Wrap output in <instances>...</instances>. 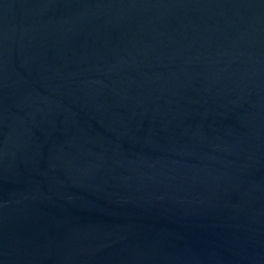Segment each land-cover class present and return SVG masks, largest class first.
I'll return each instance as SVG.
<instances>
[{
  "label": "water",
  "instance_id": "1",
  "mask_svg": "<svg viewBox=\"0 0 264 264\" xmlns=\"http://www.w3.org/2000/svg\"><path fill=\"white\" fill-rule=\"evenodd\" d=\"M0 264H264V0H0Z\"/></svg>",
  "mask_w": 264,
  "mask_h": 264
}]
</instances>
